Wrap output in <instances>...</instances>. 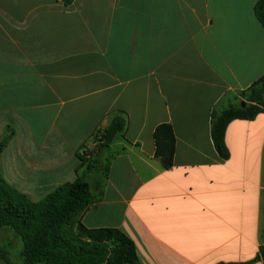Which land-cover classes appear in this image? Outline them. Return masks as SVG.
<instances>
[{"label": "crops", "instance_id": "1", "mask_svg": "<svg viewBox=\"0 0 264 264\" xmlns=\"http://www.w3.org/2000/svg\"><path fill=\"white\" fill-rule=\"evenodd\" d=\"M258 0H0V156L6 184L41 201L81 174L118 125L102 187L80 216L133 239L143 264L247 263L264 250V113L211 115L264 76ZM118 122L123 123L120 128ZM170 124L174 166L155 157ZM253 264H264L261 259Z\"/></svg>", "mask_w": 264, "mask_h": 264}, {"label": "trees", "instance_id": "2", "mask_svg": "<svg viewBox=\"0 0 264 264\" xmlns=\"http://www.w3.org/2000/svg\"><path fill=\"white\" fill-rule=\"evenodd\" d=\"M70 5L73 0H63ZM254 13L264 28V0H258ZM245 106L242 107V103ZM264 113V76L249 88L222 104L211 115V137L218 156L227 161L230 152L225 143L229 124L235 120L253 121ZM120 128L123 123L118 122ZM97 140L92 152L79 154L82 172L73 183L63 185L41 201L10 188L0 173V230L14 234L22 251L12 256L11 242L0 243V264H143L133 239L114 228L88 229L80 216L94 202L91 182L102 187L108 179V167L102 153L109 148L105 143L108 131ZM10 132L0 142V156ZM155 157L169 170L174 166L176 137L172 125L161 124L153 134ZM90 180H92L90 182ZM260 259L247 263L253 264Z\"/></svg>", "mask_w": 264, "mask_h": 264}, {"label": "rangeland", "instance_id": "3", "mask_svg": "<svg viewBox=\"0 0 264 264\" xmlns=\"http://www.w3.org/2000/svg\"><path fill=\"white\" fill-rule=\"evenodd\" d=\"M91 197L94 198L93 195H91ZM1 242H3L2 244H4L5 242L6 243L11 242L12 246H13V250H11L12 256L15 258L20 256V252L22 251V248H21V246L19 247V249L15 248V247H17V242H16L15 236L12 232L0 230V243Z\"/></svg>", "mask_w": 264, "mask_h": 264}, {"label": "water", "instance_id": "4", "mask_svg": "<svg viewBox=\"0 0 264 264\" xmlns=\"http://www.w3.org/2000/svg\"><path fill=\"white\" fill-rule=\"evenodd\" d=\"M245 106V102L242 103V107ZM119 126L118 125H112L111 128L108 131L107 138L105 140V143L107 145H111L115 139V137L118 134ZM261 259L264 261V250L260 253Z\"/></svg>", "mask_w": 264, "mask_h": 264}, {"label": "built area", "instance_id": "5", "mask_svg": "<svg viewBox=\"0 0 264 264\" xmlns=\"http://www.w3.org/2000/svg\"><path fill=\"white\" fill-rule=\"evenodd\" d=\"M103 134H105L104 133V130H98V132H97V140L101 137V135H103Z\"/></svg>", "mask_w": 264, "mask_h": 264}]
</instances>
